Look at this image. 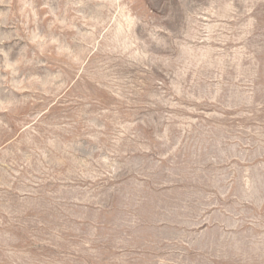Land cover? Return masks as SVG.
<instances>
[{"label":"rangeland","instance_id":"1","mask_svg":"<svg viewBox=\"0 0 264 264\" xmlns=\"http://www.w3.org/2000/svg\"><path fill=\"white\" fill-rule=\"evenodd\" d=\"M0 264H264V0H0Z\"/></svg>","mask_w":264,"mask_h":264}]
</instances>
